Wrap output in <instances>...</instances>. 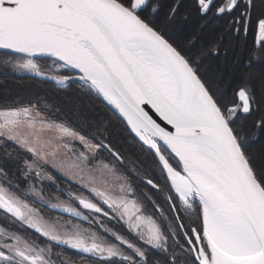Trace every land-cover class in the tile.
Returning a JSON list of instances; mask_svg holds the SVG:
<instances>
[{
  "label": "snow or ice",
  "instance_id": "6c2138e0",
  "mask_svg": "<svg viewBox=\"0 0 264 264\" xmlns=\"http://www.w3.org/2000/svg\"><path fill=\"white\" fill-rule=\"evenodd\" d=\"M0 50L55 89L0 103V264H264V0H0Z\"/></svg>",
  "mask_w": 264,
  "mask_h": 264
},
{
  "label": "trees",
  "instance_id": "16d2710c",
  "mask_svg": "<svg viewBox=\"0 0 264 264\" xmlns=\"http://www.w3.org/2000/svg\"><path fill=\"white\" fill-rule=\"evenodd\" d=\"M195 39V47L192 49L196 51L203 45L212 46L214 38L211 30L201 31L200 23L194 14L189 16V19L184 22L183 30L177 33V39L183 44L187 45L189 41ZM208 65V71L210 73H219L225 71L224 57L221 56L216 60H209L205 62ZM228 67H231L230 65ZM227 75V72L225 71ZM54 95L55 89L50 83L42 80L35 79L29 74H16L5 71H0V103L4 101L19 100L27 103L29 100H33L37 95ZM104 109H101L97 115H103ZM255 148H259V142L254 145Z\"/></svg>",
  "mask_w": 264,
  "mask_h": 264
},
{
  "label": "rangeland",
  "instance_id": "374dc122",
  "mask_svg": "<svg viewBox=\"0 0 264 264\" xmlns=\"http://www.w3.org/2000/svg\"><path fill=\"white\" fill-rule=\"evenodd\" d=\"M4 58H5V52H4V50H0V61H2ZM0 71H5V72L13 73V72L11 71L10 68H6V67H4L2 64H0ZM16 74H22V73H16ZM23 74H25V73H23ZM48 191H49L50 193H52V194H56L54 188H48ZM64 199H66V197H64ZM36 206H37V207H40V205H36ZM42 211L44 212V214H45L46 216H51V217L54 218V219H56V218H59V219H61V220H67V219H69V217H68L67 214H60V213H58V212H49L47 209H42ZM73 223H78V221H75V220H74ZM82 226L87 227L88 225H87L86 223H82ZM28 235H29L31 238H33V239H37V240H39V238H38L37 236H35L34 233H29ZM54 250H55V251H63V249H61V248H57V247H55V246H54Z\"/></svg>",
  "mask_w": 264,
  "mask_h": 264
},
{
  "label": "flooded vegetation",
  "instance_id": "af4514ba",
  "mask_svg": "<svg viewBox=\"0 0 264 264\" xmlns=\"http://www.w3.org/2000/svg\"><path fill=\"white\" fill-rule=\"evenodd\" d=\"M79 222V221H78ZM79 223H83V222H79ZM84 227V226H83ZM88 227V226H87ZM64 252H67V249H63Z\"/></svg>",
  "mask_w": 264,
  "mask_h": 264
}]
</instances>
